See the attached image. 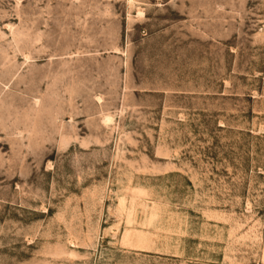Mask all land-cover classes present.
<instances>
[{
    "label": "rangeland",
    "instance_id": "1",
    "mask_svg": "<svg viewBox=\"0 0 264 264\" xmlns=\"http://www.w3.org/2000/svg\"><path fill=\"white\" fill-rule=\"evenodd\" d=\"M0 264H264V0H0Z\"/></svg>",
    "mask_w": 264,
    "mask_h": 264
}]
</instances>
